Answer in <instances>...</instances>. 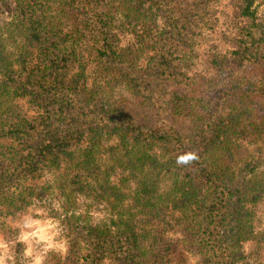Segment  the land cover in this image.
<instances>
[{
  "label": "trees",
  "instance_id": "16d2710c",
  "mask_svg": "<svg viewBox=\"0 0 264 264\" xmlns=\"http://www.w3.org/2000/svg\"><path fill=\"white\" fill-rule=\"evenodd\" d=\"M207 1L0 0V234L15 264L26 256L7 219L50 206L52 185L32 184L43 173L68 207L79 195L104 204L96 223L63 215L67 251L50 264H171L167 230L197 264H264L243 252L264 247V156L241 157L264 144V21L256 0H236V49L214 60L222 78L190 94L180 67Z\"/></svg>",
  "mask_w": 264,
  "mask_h": 264
},
{
  "label": "rangeland",
  "instance_id": "374dc122",
  "mask_svg": "<svg viewBox=\"0 0 264 264\" xmlns=\"http://www.w3.org/2000/svg\"><path fill=\"white\" fill-rule=\"evenodd\" d=\"M235 2L236 0L207 1L205 7L208 16L204 19L205 25L200 28L194 47L184 52L183 57L184 61H187L186 66L180 67L187 76L188 93L192 94L196 88H200L203 79L206 81H218V79L222 78L221 76L218 78V69H215L217 66L214 60H219L222 57H231L233 55L232 52L236 49V31L239 22L235 15ZM254 5L258 18L264 21V0H256ZM157 25L158 27H164L160 19L157 20ZM130 40L131 37H127L124 34L120 45L124 46ZM146 61L147 54H144L136 60V64L140 66V69H143ZM87 74L90 75L88 85L92 82L96 83L94 78H92L93 73L89 69ZM118 90L122 93L121 89ZM125 95L128 96L126 93ZM16 101L27 111L28 116L35 113L34 109L29 108L26 98L22 97ZM221 101L216 99L215 104ZM5 142L8 143V141ZM263 145L262 142L244 144L241 157L259 156L260 150V154L264 156ZM116 179H118V176L115 174L112 177V181L115 182ZM53 181L52 176L43 173L37 182L32 183L52 185L54 194L52 200L48 201L49 207H43L38 202H33V204L17 213L14 220L7 219L10 226L18 230V240L24 245L26 258L18 264H36L37 260H39V264H50L54 262L52 259L54 256L58 257V259L65 256L67 242L70 238L67 230L62 228L60 224V220L65 213H75L80 219H85L89 223H96L103 218L104 204L102 201L90 200L87 196L79 195L74 199L75 203L73 206L68 207L63 198L58 195ZM253 211L256 215L253 226L257 231H261L264 227V196L253 206ZM156 227L158 226L154 225V223L149 225L150 230H156ZM159 229L161 228L159 227ZM166 236L170 243L168 256L171 264H197L198 256L190 247L184 245L185 235L181 231L167 230ZM243 252L247 256L246 261L249 263H252L257 256L259 262L264 258V247H257L253 241L244 243ZM0 262L2 264L16 263L10 244L4 240L1 234Z\"/></svg>",
  "mask_w": 264,
  "mask_h": 264
},
{
  "label": "clouds",
  "instance_id": "9594fccd",
  "mask_svg": "<svg viewBox=\"0 0 264 264\" xmlns=\"http://www.w3.org/2000/svg\"><path fill=\"white\" fill-rule=\"evenodd\" d=\"M190 158H193V159H194V156H192V157H190ZM180 161H181V162H187L185 157H181V158H180ZM0 264H2V262H0ZM36 264H39V260H37Z\"/></svg>",
  "mask_w": 264,
  "mask_h": 264
}]
</instances>
